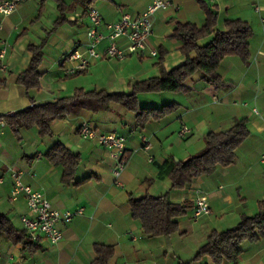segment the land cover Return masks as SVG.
<instances>
[{"label":"crops","instance_id":"0c3cea01","mask_svg":"<svg viewBox=\"0 0 264 264\" xmlns=\"http://www.w3.org/2000/svg\"><path fill=\"white\" fill-rule=\"evenodd\" d=\"M169 1L168 8L153 16V34L142 52L121 60H96L73 75L63 73L62 62L72 49L89 42V5L105 21H116L125 12L139 14L151 0H22L12 13L0 14V48H6L5 68L0 60V214L14 229L27 234L12 240L0 229V264H92L95 244L114 247L109 264H214L209 256L194 259L208 234L230 228L242 215L259 211L258 202L264 198V163L260 160L264 153V0H204L217 12L215 28L222 29L229 18L250 24L249 58L247 62L238 55L223 58L218 67L226 81L223 87L195 74L185 82L187 90L138 93L141 108L175 105L142 127L137 126L133 112L115 103L106 111L81 110L54 120L50 135H41L33 126L21 128L18 138L7 122L6 116L32 103L69 96L77 87L128 92L134 81L159 74L156 60L160 50L166 70L180 65L185 57L180 41L173 36L175 23L202 25L206 14L198 0ZM58 18L63 22L52 28ZM48 32L39 66L40 86L27 90L17 81L30 60L27 45L38 44ZM152 49L155 56L150 54ZM241 117L248 120L250 133L237 147L235 161L199 175L184 187L171 188L164 175L170 159L197 153L205 145L207 132L226 129ZM83 122L100 133L123 138L120 158L125 165L118 178L112 173L118 160L105 145L81 136ZM56 141L80 156L70 182L62 178L63 167L45 156ZM12 169L20 172L25 184L42 191L53 207L82 208V213L61 225L62 238L57 243H50L42 234L29 238L20 219L28 211L26 198L23 194L10 198ZM145 193L166 195L173 203L189 202L187 212L178 219V230L169 237H146L132 217L129 197ZM199 195L207 196L210 210L194 217V200ZM241 248L236 261L220 264H264V235L243 242Z\"/></svg>","mask_w":264,"mask_h":264},{"label":"trees","instance_id":"16d2710c","mask_svg":"<svg viewBox=\"0 0 264 264\" xmlns=\"http://www.w3.org/2000/svg\"><path fill=\"white\" fill-rule=\"evenodd\" d=\"M198 1L205 11V22L202 25L176 22L173 27V36L180 41V51L185 57L180 65L166 70L163 65L164 52L160 50L156 60L159 74L134 81L128 92H112L105 88L87 90L77 87L69 96L44 103H32L31 106L6 116L14 134L20 138L21 128L36 126L41 135H50L51 123L54 120L77 114L81 110L106 111L114 103L133 112L137 126L142 127L150 119L160 118L175 105H165L161 109L141 108L137 102V95L140 92L184 91L187 90L185 82L195 74H199L200 79L206 83L216 87L225 86L226 81L219 74L218 67L223 58L230 55H238L247 62L250 55L249 39L253 30L250 24L241 18L226 19L222 29L215 28L217 12L204 0ZM61 22L63 19L58 18L52 28ZM49 33L38 44L27 45L31 55L30 60L26 69L17 77V81L27 90L40 86L39 66ZM205 37L210 39L202 43L201 40ZM249 133L248 120L244 117L238 118L230 127L219 132H207L204 135L203 149L186 159H170L167 163L164 175L168 178L170 187H184L199 175L212 173L219 165L226 166L233 163L236 159L237 147ZM45 156L53 164L63 167V180L70 182L73 179L80 161L77 153L65 147L60 141H56L45 152ZM128 202L132 217L139 221L141 231L146 237H169L178 230L179 217L190 207L189 202L173 203L166 195L153 196L148 193L140 196L131 195ZM258 206L259 211L256 214L242 215L236 225L223 231L212 230L199 247L194 259L209 256L214 264H220L223 260L236 261L242 251L243 242L255 241L260 235H264V198L259 200ZM0 229L12 240L27 235L25 230L14 229L9 219L2 214H0ZM113 253L112 245L95 244L92 264H109ZM179 264L185 263L179 262Z\"/></svg>","mask_w":264,"mask_h":264},{"label":"built area","instance_id":"2783aa9c","mask_svg":"<svg viewBox=\"0 0 264 264\" xmlns=\"http://www.w3.org/2000/svg\"><path fill=\"white\" fill-rule=\"evenodd\" d=\"M21 1L0 0V14L5 16L12 13ZM170 4L169 0H151L139 14L131 15L125 12L116 21H105L99 10L90 5L87 9L89 42L85 47L74 48L66 55L62 62L63 73L73 75L86 70L93 61L103 58L121 60L129 54L142 52L148 37L153 34V16L159 10L168 8ZM5 53L6 48H0L3 68H5L3 63ZM156 53L155 49L150 51L153 56ZM80 133L83 138L94 139L109 148L110 156L118 160L112 169L113 175L118 178L125 165L120 158L125 148L123 138L114 133H100L87 122L80 125ZM146 147L149 145L147 144ZM260 160L264 163V153L261 154ZM10 175L13 178L10 198L16 199L19 194H23L26 198L28 211L22 214L20 219L30 238L36 239L42 234L50 243H57L62 238L61 225L69 223L75 215L82 213V208L73 211L59 210L53 207L42 191L25 184L21 180L19 171L12 169ZM209 210L207 196H197L193 206L194 217L208 214Z\"/></svg>","mask_w":264,"mask_h":264},{"label":"water","instance_id":"95a60500","mask_svg":"<svg viewBox=\"0 0 264 264\" xmlns=\"http://www.w3.org/2000/svg\"><path fill=\"white\" fill-rule=\"evenodd\" d=\"M175 160H177V159L175 158Z\"/></svg>","mask_w":264,"mask_h":264},{"label":"rangeland","instance_id":"374dc122","mask_svg":"<svg viewBox=\"0 0 264 264\" xmlns=\"http://www.w3.org/2000/svg\"><path fill=\"white\" fill-rule=\"evenodd\" d=\"M109 59V58H108ZM82 78V77H81Z\"/></svg>","mask_w":264,"mask_h":264}]
</instances>
